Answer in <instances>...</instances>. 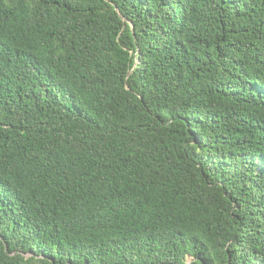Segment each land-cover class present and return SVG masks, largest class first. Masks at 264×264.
I'll return each instance as SVG.
<instances>
[{"label": "trees", "instance_id": "1", "mask_svg": "<svg viewBox=\"0 0 264 264\" xmlns=\"http://www.w3.org/2000/svg\"><path fill=\"white\" fill-rule=\"evenodd\" d=\"M189 260L264 264V0H0V264Z\"/></svg>", "mask_w": 264, "mask_h": 264}, {"label": "water", "instance_id": "2", "mask_svg": "<svg viewBox=\"0 0 264 264\" xmlns=\"http://www.w3.org/2000/svg\"><path fill=\"white\" fill-rule=\"evenodd\" d=\"M191 260L188 261V264L190 263Z\"/></svg>", "mask_w": 264, "mask_h": 264}, {"label": "rangeland", "instance_id": "3", "mask_svg": "<svg viewBox=\"0 0 264 264\" xmlns=\"http://www.w3.org/2000/svg\"><path fill=\"white\" fill-rule=\"evenodd\" d=\"M189 258H191V257H189Z\"/></svg>", "mask_w": 264, "mask_h": 264}]
</instances>
